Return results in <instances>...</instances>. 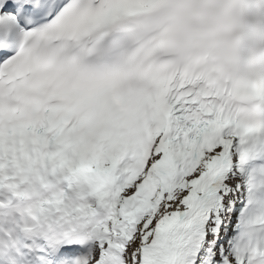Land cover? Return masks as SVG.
Returning <instances> with one entry per match:
<instances>
[{
  "label": "snow or ice",
  "instance_id": "obj_1",
  "mask_svg": "<svg viewBox=\"0 0 264 264\" xmlns=\"http://www.w3.org/2000/svg\"><path fill=\"white\" fill-rule=\"evenodd\" d=\"M0 264H264V0H0Z\"/></svg>",
  "mask_w": 264,
  "mask_h": 264
}]
</instances>
